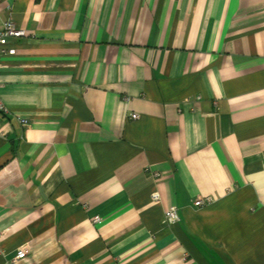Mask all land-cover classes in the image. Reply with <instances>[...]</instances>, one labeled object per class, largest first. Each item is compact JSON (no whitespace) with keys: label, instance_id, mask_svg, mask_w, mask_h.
Wrapping results in <instances>:
<instances>
[{"label":"crops","instance_id":"obj_1","mask_svg":"<svg viewBox=\"0 0 264 264\" xmlns=\"http://www.w3.org/2000/svg\"><path fill=\"white\" fill-rule=\"evenodd\" d=\"M6 22L0 264H264V0H0Z\"/></svg>","mask_w":264,"mask_h":264},{"label":"built area","instance_id":"obj_2","mask_svg":"<svg viewBox=\"0 0 264 264\" xmlns=\"http://www.w3.org/2000/svg\"><path fill=\"white\" fill-rule=\"evenodd\" d=\"M26 36V32L20 29H17L15 25L11 22H6L4 25L3 31L0 33V56L2 54L6 53L5 47L7 45V41L9 38H23ZM8 53L11 55L15 54L14 50H8ZM1 88V83H0ZM0 111L3 113H8V110L5 108V106L2 104L0 100ZM134 118H137V114L133 116ZM22 123H26V121H22ZM211 200L207 197L205 199H198L195 201L196 207H202L205 203L210 202ZM166 218L169 222H177L179 221V216L175 212H167ZM95 222H99V218H95ZM3 254V252L0 250V255ZM27 255V247H22L18 250L15 258L13 259V264H17L19 261L26 258Z\"/></svg>","mask_w":264,"mask_h":264},{"label":"rangeland","instance_id":"obj_3","mask_svg":"<svg viewBox=\"0 0 264 264\" xmlns=\"http://www.w3.org/2000/svg\"><path fill=\"white\" fill-rule=\"evenodd\" d=\"M197 200H198V199H197ZM197 200H196V201H197Z\"/></svg>","mask_w":264,"mask_h":264}]
</instances>
